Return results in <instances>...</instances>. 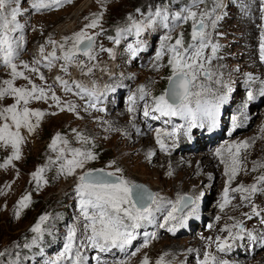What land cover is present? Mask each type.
I'll list each match as a JSON object with an SVG mask.
<instances>
[{
	"label": "rangeland",
	"instance_id": "1",
	"mask_svg": "<svg viewBox=\"0 0 264 264\" xmlns=\"http://www.w3.org/2000/svg\"><path fill=\"white\" fill-rule=\"evenodd\" d=\"M162 1L61 0L59 5L36 11L32 8L33 0H20L17 21L24 27L14 35L23 39L18 41L19 57L14 62L33 84L45 88L49 98L29 103L30 109L40 110L45 115L34 132L21 130L24 142L20 146V159L0 167V253H3L0 264H50L57 260L59 264H73L77 251L83 264H144L145 259L148 264H157L161 258L164 264H202L205 253L227 264H264V192L244 199L247 193L233 191L241 185L248 187L257 183L256 178L264 175V167L260 166L264 165V96L259 94L264 90V59L259 47L264 33V0H231L230 4L227 0ZM186 9L197 12L198 17L202 12L210 14L205 18L206 46L200 61L204 69L199 71L192 91H201L199 86L203 85L204 91L199 97L202 104L205 101L216 103L217 97H226L219 105L214 124L202 120L198 114L196 126H191L190 119L183 116H163L153 111L154 98L165 92L168 77L172 75L167 45L174 44L181 35L184 39V29L192 38L193 21L182 18L187 15ZM222 9L224 12L219 18ZM157 10H163L167 20L156 17ZM96 15L100 16L99 25L86 28ZM133 22L145 26L139 35ZM82 29L94 38L92 55L95 58L90 60L78 53L76 60L83 62L84 67L82 71L72 64L76 68L74 73L69 65L67 72L61 70L63 60L54 64L60 68L59 76L66 81L70 79L71 85L77 81L71 76L76 75L82 82L87 75L86 81L91 85L85 86L93 94L79 95L74 86L75 94L54 91L51 88L64 90V87L53 86L49 82L51 68L34 64L35 60L26 51L29 49L30 53V48L40 45L46 52L50 48L51 52L53 45L49 41H56L55 50L60 56L59 45ZM112 31L116 41L109 42L107 37ZM128 31L131 38L125 37ZM166 36L170 37L167 41ZM192 41L190 52L199 47V41ZM69 46L70 42L65 49ZM162 48L163 55L157 60L156 55ZM107 49H111V53ZM107 59L112 60L111 68L116 75L101 83L95 80L97 70ZM21 62L39 71L23 69ZM107 65L110 67L105 64L104 70ZM205 70L211 73L210 78L204 74ZM255 77L263 80L260 88L252 82ZM227 78L231 80L226 86ZM5 79H11L10 70L0 65V84ZM14 86L31 87L23 78L16 79ZM142 86L146 93L143 99ZM249 91L255 97L251 101L247 98ZM53 92L60 98L61 107L72 104L75 111L66 107L60 111L51 99ZM190 99L195 110L198 98ZM12 103L14 99L6 97L0 101V106ZM145 109L150 113L148 116L144 115ZM158 132L167 143L165 149L156 141ZM172 132L175 135H165ZM57 134L68 143H59L53 150L50 145ZM78 134L87 142L79 139ZM128 137L135 140L130 141ZM245 141L249 147L239 152L237 174L229 181L226 174V163L231 166L228 146ZM142 143H153L155 150L147 146L149 153H146ZM60 148L65 149L63 158ZM70 149L91 151L95 159L67 175L61 171V165L72 158ZM218 149L222 150L220 155H217ZM204 151L211 152V156L206 157L214 158L215 166L211 171L215 174L194 179L193 165L187 167L188 160L201 158ZM165 152H170L172 162L176 163L167 171L159 161L161 153ZM232 152L235 153V148ZM11 154L10 146H0V165ZM40 168L44 172L38 184L33 173ZM99 169L113 172L133 184L143 183L158 201L153 206L151 223L143 222L135 230L131 245L124 248L109 247L100 251L89 246L86 240V222L76 189L81 175ZM199 186L200 192L197 191ZM225 188L229 203L222 210ZM24 196H30V202L21 208L19 202ZM180 196L191 197L195 211H192L193 205H178L182 211L175 213V220L165 223ZM43 215L49 219L42 225L43 233L38 235L31 229ZM73 228L76 237L70 261L61 257V253ZM256 228L262 230L258 233ZM224 241L228 247L220 252L218 244ZM81 242L84 247L80 246Z\"/></svg>",
	"mask_w": 264,
	"mask_h": 264
},
{
	"label": "snow or ice",
	"instance_id": "2",
	"mask_svg": "<svg viewBox=\"0 0 264 264\" xmlns=\"http://www.w3.org/2000/svg\"><path fill=\"white\" fill-rule=\"evenodd\" d=\"M61 0H33L32 8L36 11L42 9H47L53 5H59ZM70 2V0H68ZM199 3H203V0H198ZM20 0H0V65L7 67L10 70L11 79H5L0 84V101L4 100L6 97H12L14 103L7 106H0V146H10L12 149V154L7 158L3 165L0 167H7L12 163L13 160H19L21 156L20 146L24 142V136L21 134L22 129H26L28 133L35 131L36 127L39 126L40 119L45 115L44 112L40 110L30 109L28 107L32 100H47L48 93L43 87H38L33 84L28 76L25 75L24 71L20 70L17 63L14 61L19 57V43L18 41L23 39L22 36H15L14 33L22 31L24 25L17 21V16L20 13L19 7ZM15 5V6H14ZM195 6V5H194ZM139 11V9H137ZM187 15L182 17L183 19H191L192 24V39L194 41H199V47L195 48L193 51H189V48L183 46L182 35L175 39V43L167 45V52L170 53V58L168 64L172 69V75L168 77L169 87L166 91L155 97V107L153 111L159 112L163 116H176L180 115L186 119H190L191 126H196V121L199 117L202 120H208L211 123L216 122L217 110L220 103L224 101L225 96H219L216 98V103H209L205 101L203 104L199 97L204 91L203 85H200L201 91L193 92L192 88L196 87L195 81L199 71L204 69V64L200 61L203 59L202 50L206 46V33L204 29L205 18L210 14L207 12H202L198 14L195 11L186 9ZM156 17H160L162 20H167L163 10H157L154 14ZM100 16L96 15L91 22L86 25V28H96L99 25ZM153 21L150 19L149 24ZM133 27L136 29L137 35L143 30L144 25L133 22ZM170 39V37H165V41ZM70 46L65 49V45ZM53 45V51L45 55V49L43 46L40 47L39 52L44 61H47L45 67L52 68L54 62L57 60H63L64 63L60 66L61 70L67 72L68 65L76 64L83 71V62L77 61L76 57L78 53H82L87 56L90 60L95 57L92 55V48L94 44V38L85 30H81L74 33L71 37H66L64 43L60 44V50L62 55L57 56L56 53V41H49ZM260 51L262 53V59H264V33L261 34ZM111 53V49H107ZM134 51V50H133ZM213 52L216 51V47L213 46ZM164 49L158 52L156 59H161ZM41 60L37 59L34 64H40ZM23 69H27L31 72H38V68L30 67L28 64L21 62ZM91 72V68L88 69ZM87 74V73H85ZM204 74L210 78L211 73L205 70ZM18 78H23L29 81L31 87H16L14 82ZM40 79L43 80V74H40ZM56 81L60 83L65 91H72L69 87L68 81L64 80L62 77L57 76ZM77 89L81 92H86L88 95L93 93L88 89L84 88L83 85L78 82H73ZM50 87V86H49ZM141 99L144 98L145 89L143 86L140 88ZM79 94V93H77ZM264 96V90L259 93ZM196 96V109L193 110L191 107V97ZM247 98L249 101L253 100L255 97L251 91L248 92ZM51 99L55 102L56 106L60 108V111H64L65 107L69 111H75V106L72 104H67L65 107H61L60 98L53 92ZM55 115V113H52ZM150 113L147 109L144 111V115L148 116ZM35 118V123L33 122ZM165 135L171 136L175 135V132L165 133ZM78 138L87 142L86 138L78 134ZM157 143L160 145L161 149H165L166 146L161 140L159 132L156 137ZM59 143L67 145L66 140H62L60 134H57L50 147L53 150L57 149ZM249 143L247 141L241 142L238 145L228 146L227 151L231 158V166L229 167L226 163V174H229V181L233 179L237 174L238 159L237 156L241 149H247ZM235 148V153L232 149ZM65 149L60 148L61 158H63V153ZM72 158L66 160L64 164L61 165V171L65 172L67 175H72L77 168H83L85 163L89 160L95 159V156L91 151H81L80 149H70ZM221 149L217 150V155L221 154ZM222 162H225L222 160ZM264 167V165H260ZM121 171L120 169L116 170ZM255 171V168L253 169ZM43 168L37 170L33 173V178L39 184L43 180L42 173ZM169 175L172 173L169 172ZM257 183L252 184L248 187L243 185L239 186L233 191H239L242 193H247L243 198L249 199L251 195L257 192H264V175H260L257 178ZM80 183L77 185V194L80 197L79 207L81 214L84 217L85 224L84 229L86 233V240L88 245L92 248H97L100 251H105L109 247H119L124 248L126 245H131L133 239L135 238V230L142 226L143 222L151 223L154 212V205L158 204L155 194L149 192L141 185L130 183L123 177H117L113 172H104L103 169L96 170L95 173L87 172L79 177ZM261 185V187H258ZM30 202V196H24L19 202L21 208L27 207ZM229 203L228 189L225 188L224 191V202L220 205L221 209ZM188 207V205H193L192 211H195V201L188 196H180L176 204L173 205L171 212L168 214V220H175V213L177 211H182L181 207ZM253 212L256 210L253 208ZM259 215V213H256ZM251 218V217H249ZM47 215H43L39 218V222L33 226L31 231L42 234L44 229L42 225L48 220ZM167 223V220L165 221ZM239 226V225H237ZM76 237V230L73 228L69 231L67 236V243L64 245L61 257H66L70 261L73 260V241ZM35 242V241H34ZM81 247L85 245L83 242L80 244ZM228 247L227 241L218 244V251L224 252ZM3 255V253H0ZM50 264H59V260L50 262ZM73 264H83V258L79 251L75 253V260ZM144 264H148L147 259H145ZM157 264H164L163 258L157 262ZM202 264H227L226 261H217L215 256L205 253L204 260Z\"/></svg>",
	"mask_w": 264,
	"mask_h": 264
},
{
	"label": "bare ground",
	"instance_id": "3",
	"mask_svg": "<svg viewBox=\"0 0 264 264\" xmlns=\"http://www.w3.org/2000/svg\"><path fill=\"white\" fill-rule=\"evenodd\" d=\"M86 1H89V0H86ZM64 28H66V26L64 27ZM40 45L39 46H37V47H34V49H32V48H30V53H29V49H27V53L29 54V56L31 57V58H33L34 60H37V59H40L41 60V63H40V66L42 65H45L46 63H47V61H44L43 59H42V57H41V54H40V52H39V49H40ZM47 47V46H46ZM47 53H50V48H49V51H45V55L47 54ZM56 63H58V62H56ZM54 65H56V64H54ZM61 65V64H60ZM75 65V64H74ZM69 66H71V71H72V73H74V70L76 69L72 64H70ZM108 66V65H107ZM107 66H105V70H108L106 73H107V76L110 78V77H112V76H114V75H116V72H114V71H112V68L111 67H107ZM78 67V66H77ZM70 69V68H69ZM51 70H52V74H51V76H50V80H49V82L53 85V86H56V87H59V85H61L60 83H58L57 81H56V77L57 76H59V73H60V68H57L56 66H53L52 68H51ZM78 70L80 71V69L78 68ZM110 70H111V72H110ZM77 72V71H76ZM71 75V74H70ZM68 77V76H67ZM71 78H76V80L77 81H75V82H78V83H80L81 85H83V83H84V88H86L87 89V87L86 86H90L91 84H90V82L89 81H86V80H88V79H83L82 80V82H81V80H80V78L79 77H76V75H74L73 77L71 76ZM229 80H231L230 78H227L225 81H224V84L227 86V84H228V82H229ZM68 81V85H69V87H71V88H73V86H74V88H75V90H77V88H76V86H75V84H73V85H71L70 84V79H68L67 80ZM252 82L254 83V86L255 87H258V88H260L261 87V85L263 84V80H261L260 81V78H254L253 80H252ZM86 85V86H85ZM62 86V85H61ZM130 121H128V123H129ZM128 139L130 140V141H134L135 139L134 138H131V137H128ZM152 144V145H151ZM151 144H148V143H142L141 145L144 147V149H145V151H146V153H149V151H148V148H147V146H151V149L152 150H155V148L154 147H152L153 146V143H151ZM164 144H166L167 145V143L166 142H164ZM161 148V147H160ZM205 152V151H204ZM162 154V156L159 158V161H160V163L161 164H163L164 165V168H165V171H167L168 169L167 168H169L170 166L171 167H173V166H176V163H174V162H172L173 161V158H171V154H170V152H168V153H161ZM160 154V155H161ZM205 155V156H204ZM206 155H210L211 156V152H205V154H201V158L200 157H195L194 159H189L188 160V163H189V165H187V167H191L192 165V169H193V172H194V174H193V178L194 179H198V178H200V176L202 175V176H205V177H207V178H209V177H211V176H213L214 174H215V171H211V169L215 166V162H214V158L213 157H206ZM199 156V155H198ZM204 157V158H203ZM177 158V157H176ZM175 158V159H176ZM171 159V161L170 162H168L169 160ZM172 162V163H171ZM176 162V161H175ZM169 163V164H168ZM174 163V164H173ZM179 165V164H178ZM163 168V167H162ZM162 170H164V169H162ZM187 171H189V170H187ZM217 175V174H216ZM158 178V177H157ZM202 183V182H201ZM196 188V187H195ZM200 188H201V186H199L198 187V192H200L199 190H200ZM198 194V193H197ZM257 204V203H256ZM168 217H166V219L164 220V221H166V220H168L167 219ZM167 222H169V220L167 221ZM259 230H262L261 228H256L255 229V231H257L258 233H259Z\"/></svg>",
	"mask_w": 264,
	"mask_h": 264
},
{
	"label": "trees",
	"instance_id": "4",
	"mask_svg": "<svg viewBox=\"0 0 264 264\" xmlns=\"http://www.w3.org/2000/svg\"><path fill=\"white\" fill-rule=\"evenodd\" d=\"M164 1H166V0H163L162 1V3L164 2ZM230 1L231 0H227V4H230ZM223 12H224V10L222 9L221 11H220V13H219V18H221L222 17V15H223ZM181 29H183V24L181 23ZM131 30V29H130ZM184 39H183V46L184 47H188L189 48V45H192V43H193V41H192V38H191V34L189 33V31H186L185 29H184ZM131 36H132V34L128 31L127 33H126V35H125V37L126 38H131ZM107 41H111V42H114V41H116V36H115V32L114 31H112L109 35H108V37H107ZM77 92L79 93V95H86L87 93L86 92H81L79 89L77 90Z\"/></svg>",
	"mask_w": 264,
	"mask_h": 264
},
{
	"label": "built area",
	"instance_id": "5",
	"mask_svg": "<svg viewBox=\"0 0 264 264\" xmlns=\"http://www.w3.org/2000/svg\"><path fill=\"white\" fill-rule=\"evenodd\" d=\"M105 64H109L110 65V67H111V64H112V60H109V59H107V60H105L101 65H100V68L97 70V78L95 79L96 81H98V82H103V79H106L108 76H107V71L108 70H104V65ZM110 72H111V70H110ZM85 79H89V77L86 75L85 76ZM48 86H49V84H48ZM52 90H54V91H60V92H63V93H69V94H75L74 92H72V91H70V92H68V91H65V90H57L56 88H51Z\"/></svg>",
	"mask_w": 264,
	"mask_h": 264
},
{
	"label": "water",
	"instance_id": "6",
	"mask_svg": "<svg viewBox=\"0 0 264 264\" xmlns=\"http://www.w3.org/2000/svg\"><path fill=\"white\" fill-rule=\"evenodd\" d=\"M168 87H169V80L167 81V84H166V87H165V91H166V89H168ZM91 172H93V173H95L96 172V170H94V171H91ZM104 172H106L105 170H104ZM87 173V172H86ZM137 185H141V186H143L145 189H147L149 192H151V193H153L151 190H149L147 187H146V185H144L143 183H136Z\"/></svg>",
	"mask_w": 264,
	"mask_h": 264
}]
</instances>
